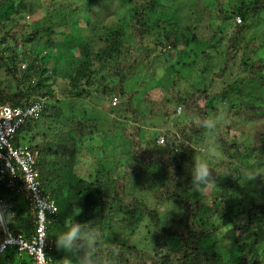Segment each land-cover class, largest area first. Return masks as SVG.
<instances>
[{
  "label": "trees",
  "instance_id": "16d2710c",
  "mask_svg": "<svg viewBox=\"0 0 264 264\" xmlns=\"http://www.w3.org/2000/svg\"><path fill=\"white\" fill-rule=\"evenodd\" d=\"M3 2L6 5L0 19V66L8 70L13 79V86L3 88L0 85V104L22 106L38 98H45L39 117L26 120L16 131L12 143L19 145V140L24 138L26 133L32 132L43 118L49 120L62 116L57 103H51L46 97L53 93L47 79L51 74L58 73L57 65L64 53L58 54L59 56L47 55L44 50H40L43 39L47 47H52L59 53L62 48L73 49L76 44L74 41H65L66 39L56 40L57 36L62 34L49 24L37 23V20L26 22V28L30 26L32 29L16 35L14 26L21 21V16L18 15H21L19 13L25 5L22 1L15 5L13 0H0V5ZM153 4L154 0H146L141 4L132 3L129 21L133 42L127 49L129 57L117 60L114 66L113 74L118 78L117 83L113 86L104 84L102 87V93H114L116 97L124 99V109L120 115L125 119L122 134L127 139L128 147L122 156L129 157L131 162L116 165L110 171H103L99 168L101 164L96 163L97 167L94 162L92 168L82 172L79 166L81 151L85 141L95 137L97 132L95 129L83 127L84 131L87 130L83 134L79 128L80 124L78 128L71 130L67 122L72 118L67 119L66 123L64 121L62 130H54L52 140L45 142L41 139L35 145H29L38 152L34 164L36 179L42 192L48 194L57 207L56 218L52 216L47 227L46 255L53 264L59 261L64 264H96L97 261L99 264H264V249L254 245L256 238H253V245L248 249L244 240L246 233L254 232L255 223L260 231L264 225V193L261 203H253L245 208L240 207L232 198V187L241 178L242 163L249 150L253 164L264 165V57L258 53L264 48V27L259 34L251 36L248 46L244 47V52L249 47L250 54L253 53L257 57L249 62L244 60V55L239 57L244 74L230 85V89L238 92L248 88L252 95V99H246L229 112L227 121L228 125H231L234 119L239 117L253 122L251 144L242 152L234 146L238 158L235 156L233 162L220 161L219 168H225L223 176L226 184L223 189L211 192L207 201L198 199L203 194L197 196V199H191L178 189L182 178L188 181L192 178L185 173L179 152L189 135H199L205 128L202 124L208 120L206 101L211 97L209 84L197 86L186 95H182L179 90H171L172 100L179 103L178 112L182 111L190 120L178 127L171 119L175 130H166L161 134L163 140L160 148H154L156 150L144 148L141 133L142 122L158 109L159 104L153 102L146 94V101L153 104L148 102L151 104L149 109L137 112L132 105L133 92H127L123 85L127 77L126 70L133 68L138 62L137 52L143 45L151 24L148 11ZM232 6V11L226 13L230 17V14L237 16L239 22H235L231 36L225 43V58L220 69L214 73L209 72L211 79L222 77L234 60L239 35L246 28L248 21L261 20L264 0L241 1L240 4ZM76 20L79 19L73 21ZM164 21L167 23L161 31L165 39L164 45L171 48H175L177 44L181 45L182 48L176 52L177 63L181 62L183 67H190V64L180 59V55L190 52H186V48L198 41L197 34L187 27L189 35H184L179 33L178 25L170 23L169 20ZM8 22H11V25L4 28V23ZM81 43L78 44L80 54L74 55V51H67L73 53L72 57L77 62L72 71L64 74L71 77L73 86L84 78L88 80L87 73L90 71L89 50L84 42ZM163 57L167 59L169 56L166 54ZM202 57L206 61L199 70L201 73L206 72L207 63L212 59L205 50H202ZM51 60L54 63L52 68H49L48 62ZM223 94L225 95V92ZM201 101L205 105L201 106ZM172 110L174 111V107ZM121 116L119 117L122 118ZM114 118L117 119L116 115ZM219 140L223 144V153L227 154L225 137ZM232 163L235 166H232ZM158 169L163 170L164 175L156 181L158 173L153 171ZM137 173L146 174L150 178L144 186L148 192L146 197L127 190L129 184L136 180L134 178ZM0 188V197L10 195L18 204L9 222L10 231L13 234L24 233L30 236L36 224L35 210L28 206L26 198L17 196L4 187ZM164 204H172L180 211L178 223L172 228L164 226ZM69 220L80 224L83 231L97 233L98 242L89 245L83 240H77L70 250L59 247L57 239L67 230ZM141 223L148 232L151 231V237L154 239L150 249L127 244L122 239L126 233L132 234ZM162 233L167 234V238L163 237L164 242L159 240ZM254 235L258 234L254 232ZM241 239L243 240L240 242ZM256 249L262 252V259ZM0 264L24 263L14 250H10L1 258Z\"/></svg>",
  "mask_w": 264,
  "mask_h": 264
},
{
  "label": "rangeland",
  "instance_id": "374dc122",
  "mask_svg": "<svg viewBox=\"0 0 264 264\" xmlns=\"http://www.w3.org/2000/svg\"><path fill=\"white\" fill-rule=\"evenodd\" d=\"M19 1H22L25 8L23 7L24 9L19 13L21 15H18L21 16V21L14 26L16 35L32 29L30 26L26 28V22L37 20V23L49 24L62 34L57 36L56 40L66 39L65 41L71 43L74 41L76 44L73 49L62 48V52L59 53L58 50L47 47L43 39L40 50H44L47 55L59 56L64 53L57 65L58 73L51 74L47 79V84H50L53 93L50 97H46L51 103H57L58 109L61 108L62 116L49 120L43 118L32 132L26 133L24 138L19 140V144L35 145L41 139L45 142L52 140L54 130H62L61 125L64 121L66 123L67 119L72 118L67 122L71 130H75L80 124L79 128L83 134L87 131H84L83 127L95 129L97 132L95 137L85 141L81 151L79 166L82 172L92 168L94 162L96 166L101 164L99 168L103 171L113 170L116 165L130 163L129 157L122 156L123 151L128 147L127 139L122 134L125 129V119L120 115L121 110L124 109L122 103L124 99L117 97V103L112 104L111 100L116 95L102 93V87L104 84L113 86L117 83L118 78L113 74L114 66L117 60L129 57L127 49L133 42L129 21L132 3L141 4L146 0H13V4L16 5ZM241 1L249 2V0H154L152 8L148 11V20L151 24L149 23L143 45L137 52L138 62L133 68L126 70L127 77L123 85L127 92H133L132 105L137 112H145L153 102L159 104L158 109L142 122L141 139L146 149L160 148L161 134L166 130H175L171 119L178 124V127L190 120L182 111L178 112L179 103L172 100L171 90H179L182 95H186L197 86L209 84L208 91L210 90L211 97L209 96L206 101L208 120L214 121L215 125L211 129L204 128L199 135H189L179 152L180 161L189 178L192 177V169L197 161L204 160L209 165L211 180L208 185L193 186L192 178L190 181L184 178L180 180L178 189L191 199H197V196L203 194L198 199L207 201L211 192L219 188L223 189L226 184L223 176L225 168L223 166L219 168L220 161L233 162L235 156L238 158L234 146L242 152L251 144L253 122L239 117L235 118L231 125H228L227 121L229 112L246 99H252V95L248 88L238 92L230 89V85L244 74L239 57L244 55V60L247 62L257 57L253 53L250 54L249 47L244 52V47L248 46L251 36H256L262 31L264 11L260 14L261 20H249L246 28L239 35L235 58L233 57L234 60L223 76L211 79L209 75V72L214 73L220 69L225 58V43L231 36L235 22H239L237 16L230 14V17L227 13L232 11L233 4L238 5ZM5 5V2L0 5V19ZM75 19L79 20L73 21ZM163 20L178 25L179 33L189 35L186 30L189 27L197 34L198 41L186 48V52H190L180 55V59L190 64V67H183L181 62L177 63L176 52L182 48L181 45L177 44L175 48L164 45L165 39L161 31L167 23ZM10 25L11 22L4 23L3 27L9 28ZM81 42H84L89 50L90 71L87 73L88 80L84 78L73 86L71 77L64 74L76 67L77 62L72 54H80L78 44H82ZM202 50L207 51L212 57L207 63L206 72L203 73L199 71L206 61L202 57ZM65 51L74 52L71 54ZM258 53L264 57V48ZM166 54L169 56L168 60L163 57ZM53 63V60L48 62L49 68H52ZM12 84L13 79L8 70L0 66V85L6 88L13 86ZM146 94L153 100V102L148 101L151 104L146 101ZM199 104L205 105L202 101ZM114 115L117 117L116 120ZM222 137H225L227 154L223 153V144L219 140ZM251 156L249 150L242 163L241 178L232 187V198L244 208L253 203H261L264 193V165H254ZM232 166L235 164L232 163ZM153 172L158 173L156 181L164 175L161 169ZM252 173L257 175L254 179H249L248 175ZM137 174L134 178L136 180L129 184L127 190L146 197L148 192L144 186L148 184L150 178L143 173ZM163 206H165L162 210V216L164 214L165 217L164 226L172 228L178 223L180 211L172 204ZM253 226L254 232L258 235L255 236L252 231L246 233L244 235L246 247L248 249L253 245V238H256L254 245L263 250L264 225L261 231L256 228V223ZM163 237L167 238V234L162 233L159 240L163 241ZM122 239L127 244L146 249H150L154 244L151 231L148 232L143 223L132 234L126 233L125 238ZM260 249H256V252L262 259ZM56 264L64 263L59 261Z\"/></svg>",
  "mask_w": 264,
  "mask_h": 264
},
{
  "label": "built area",
  "instance_id": "2783aa9c",
  "mask_svg": "<svg viewBox=\"0 0 264 264\" xmlns=\"http://www.w3.org/2000/svg\"><path fill=\"white\" fill-rule=\"evenodd\" d=\"M116 101L117 98L113 97L111 103L115 104ZM43 102L44 98H38L22 106L0 104V187L26 198L28 206L35 210L36 220L30 236L13 234L9 222L18 205L10 195L0 197V209L11 213L4 223H0V257L14 250L26 258L24 264H51L45 252L47 227L51 217L56 218L57 215L56 204L48 194L42 192L34 173L37 150L29 145L12 143L21 124L39 117Z\"/></svg>",
  "mask_w": 264,
  "mask_h": 264
},
{
  "label": "clouds",
  "instance_id": "9594fccd",
  "mask_svg": "<svg viewBox=\"0 0 264 264\" xmlns=\"http://www.w3.org/2000/svg\"><path fill=\"white\" fill-rule=\"evenodd\" d=\"M113 97H116V96H113ZM214 125H215V122L212 120H205V121H203V124H202L203 127L208 128V129L213 128ZM160 140H159V142L162 143L163 138L161 137ZM255 175H257V174L256 173L249 174L248 178L254 179ZM210 180H211V173H210L208 163L204 160L197 161L195 163L193 169H192V183H193V185L194 186H206L209 184ZM8 214H11V213L7 212L6 209H0V223H4L6 221V217ZM68 225L69 226H68L67 230L64 231L61 235H59V237L57 239V245L59 247L70 250V249H72V247L74 246V243L77 240H83L89 245H94L95 243L98 242L96 239L97 233L83 231L82 226L80 224L73 223L71 220L68 221ZM46 241H47V238H46ZM46 246H47V242H46ZM18 256L23 261V263H25L26 258L23 256H20V255H18ZM1 258L2 257H0V260H1ZM50 261H51V259H50ZM51 264H53L52 261H51ZM96 264H99V262L97 261Z\"/></svg>",
  "mask_w": 264,
  "mask_h": 264
}]
</instances>
